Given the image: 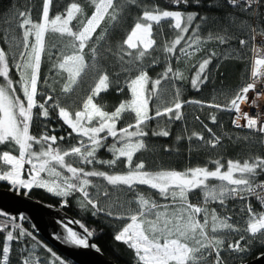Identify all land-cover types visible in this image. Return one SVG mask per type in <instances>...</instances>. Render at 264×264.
<instances>
[{"label": "snow or ice", "instance_id": "snow-or-ice-1", "mask_svg": "<svg viewBox=\"0 0 264 264\" xmlns=\"http://www.w3.org/2000/svg\"><path fill=\"white\" fill-rule=\"evenodd\" d=\"M53 0H43L42 14L38 22H33L28 12H18L21 20L17 26L23 30L22 37L17 40L15 36L9 39L5 33V42L10 48L19 49L11 53L12 67L18 73L19 78L13 80L10 76L9 54L0 47V145L10 144L12 151H3L0 155V181H8L14 187L31 189L33 187L46 188L57 196L68 197L74 193L82 194L80 206L93 209V215L98 212H106L116 218L128 222L114 235V239L125 243L134 252L135 264H209V257L215 253V259L211 264H224L220 253L225 250L226 235L220 233H238L242 231L233 223H229L230 216H221L215 208L209 210V203L218 202L222 207L229 199L244 200L248 196H254L264 207V182L257 183L259 175L264 174V158L255 157L251 160H228L226 166L221 160L211 161L214 169L207 166L190 167L184 170L165 169L148 170L143 159L134 162V157L142 151H149L147 138L149 136L148 124L153 119L162 116L182 119L181 109L185 102L180 100V89H175L171 106L162 97L167 88H162V81L183 80V73L177 68L173 69L167 64L159 78L152 79L148 75L144 61L150 58V64L158 63L155 57H151L149 50L154 49L156 41L153 38L154 25L159 28L163 22H169V27L176 33L175 38L166 41L159 50L171 54L179 52L185 57L194 55L201 50L205 38L201 37L202 27L208 24L210 17L200 16L198 12H185L181 10L161 9L158 5L141 4L140 0H88L93 6L91 14H87L80 3H70L64 13H57L50 17V9ZM174 5L186 7H202V0H172ZM228 5L238 8L239 11L257 18L256 25L247 21L241 22V30L251 33L254 54L252 81L242 86L227 105L211 104L217 109L226 108L235 110L246 120L244 127L256 129L259 123V132L264 133V119L253 118L247 112L241 113V103L248 101L247 94L254 91L258 99H264V91H258V86L264 88V48L255 47L259 38L264 44V27H261L258 19L259 9L264 7V0H227ZM132 6L141 9L126 38L117 45L116 51L112 50L109 43L111 32L116 29L125 18V13ZM209 8H219L222 5L218 0H211L206 5ZM213 23H219V19L211 17ZM230 23H235L236 17L229 13L226 17ZM107 24V27L104 25ZM59 36V40L51 45L57 49L55 62L52 68L56 69V75L64 77L61 87V95L70 99L76 88L91 74L93 85L88 94L80 101V107L72 111L69 107L62 106L61 99L48 92H41L38 85L41 82L42 55L52 59V53L48 51L46 34ZM187 34V35H186ZM233 37L228 35V29H223V34L209 30L206 39L216 40L225 44ZM241 46L248 43L247 40L239 41ZM195 46V47H194ZM87 49V51H86ZM135 50V53L133 52ZM109 56L115 57L120 66L119 72L108 73L104 61ZM212 53L208 58L198 64L195 75L191 79L194 88L208 81V65L211 63ZM128 57V59H125ZM242 58V57H241ZM180 59L179 56L176 57ZM136 72L135 76L132 73ZM66 74V76H65ZM125 75L123 86L120 85L119 76ZM112 77H116L113 79ZM45 86L49 85L48 79L43 80ZM151 85V87H149ZM116 86L118 93L127 87L130 98L122 100L114 110L106 111L104 104H98L97 98L102 92H107ZM54 93V87L51 88ZM40 96L43 102L37 97ZM150 102H155L157 107L154 115L150 114ZM76 100H72L75 105ZM191 103H201L191 101ZM253 100L250 106H255ZM38 109L39 111H34ZM50 110H58V116L73 134L79 137L76 144L68 148H62L59 141L64 136H49L47 132L34 136L31 128L35 120L41 117L50 118ZM131 114L133 122L126 123L124 127H118L125 115ZM240 117L238 116L237 119ZM197 119H199L197 117ZM211 120L215 123L216 116ZM236 127H241L237 120H233ZM207 127V126H205ZM209 133L212 130L207 129ZM167 129L152 131V136L168 137ZM205 145L213 148L221 143V137L212 133V138H205L193 133ZM109 138L111 144H107ZM182 137H177V140ZM191 139V137H189ZM36 146H39L38 148ZM106 150L112 155L111 160L99 159L97 153ZM165 151H168L165 148ZM71 158V160L69 159ZM125 162L124 171L112 173L96 169L86 170L77 164H101L110 168L116 166L121 160ZM28 178H23L25 165ZM6 169V170H5ZM65 171L67 175L65 174ZM43 174L47 175L45 179ZM93 177H102L108 185L112 186L109 192L104 185L94 183ZM219 183H211V181ZM147 186L156 190L165 203H160L150 195L137 191V186ZM95 189L89 192V188ZM196 191L201 193V202L194 204L189 197ZM132 192L131 199H120L118 194ZM101 196L108 201L101 206ZM67 203V201H65ZM135 205V207H133ZM248 212L247 227L243 231L250 233L252 240H246L241 236L235 243H229L227 250L234 252H247L250 245L256 241L264 246V238L256 240L257 235L264 237V211L256 213L250 204L246 205ZM4 221H0V230L6 231V241H13L24 236L31 235L27 230L15 223L14 218H9L5 213ZM72 223H79L72 221ZM9 225L13 229H19V235L14 236L12 231H7ZM66 230V242L75 245L89 247L86 237L64 223ZM83 227V225H81ZM87 232V236L93 233ZM241 241L245 246L241 247ZM35 247V245L33 246ZM53 258V264L57 260L56 254L48 249ZM10 245L5 242L0 251L2 259L0 264H10ZM264 258V254H261ZM22 264H39L34 253L29 252ZM59 264H64L62 260Z\"/></svg>", "mask_w": 264, "mask_h": 264}, {"label": "trees", "instance_id": "trees-1", "mask_svg": "<svg viewBox=\"0 0 264 264\" xmlns=\"http://www.w3.org/2000/svg\"><path fill=\"white\" fill-rule=\"evenodd\" d=\"M72 2L80 3L82 7H84L86 13L89 15L91 14L93 6L88 3V0H53L50 9V17H54L57 13H64L67 6ZM210 2L211 0H202V4L205 6L186 7L183 4L178 6L174 5L172 0H140L142 5H158L161 9L166 10L198 12L200 16L210 17L208 24L202 27L200 32L201 37L205 38V42L201 45V50L188 57H185L183 53L179 52V48L184 46L183 41L181 45L177 46V50L174 53L168 54L159 50L166 41L174 39L176 33L169 27V22L167 21L163 22L159 28L154 25L153 31L155 35L153 38L156 41V45L154 49L149 51L151 57H155L158 63L150 64V58L144 61L147 66L148 75L153 80L159 78L168 63L171 64L174 70L178 68L183 73L184 79L167 82L162 81L161 87L167 88L162 98L168 102V106H171L175 89L179 88L180 100L185 103L180 110L182 119H175L173 114L171 119L168 116H162L149 122L147 143L150 150L142 151L134 157V162H139L140 159H143L148 170H158L160 168L184 170L196 166H207L212 170L214 169V165L211 161L217 159L221 160L226 166V162L230 159L243 162L244 160H251L255 157L264 158V146L262 144L261 135L256 133L253 129L239 128L233 125L235 110H227L226 108L217 109L209 106L211 104L227 105L235 96L236 92L247 84L251 70L253 42L250 39L251 33L241 30V22L247 21L255 26L257 18L228 5L227 0H218L222 5L219 8L207 7L206 5ZM42 6L43 0H0V47L4 48L5 52L9 54L10 76L13 80L18 79L19 76L15 68L11 66V53L16 52L18 56L19 49L14 46L10 48L9 43L5 42V33H8L9 39L15 36L17 40H19L22 37L23 30L17 26L21 23L17 15L18 12H28L33 22H38L42 14ZM229 13L236 17L234 24L226 19ZM140 14L141 9L135 6H132L126 11L125 18L122 20L121 24L114 29L109 36V43L113 51H116L117 45L122 43L126 38L127 33L130 32L136 18L140 16ZM211 17L218 18L220 22L213 23ZM258 19L261 27H264V7L259 9ZM104 26L107 27V24ZM225 27L228 29V35L233 37L227 43L220 44L219 41L206 39L209 30L214 33L219 32L223 34V29ZM45 39L48 45V51L52 53V59L50 60L47 55H42L40 72L41 82L38 88L41 92H48L59 97L62 106L69 107L72 111H75L80 107V101L88 94L89 88L93 85L91 74H88L84 78V81L76 88L70 99H65L61 95L64 77L57 76L56 69L52 68V64L55 62L57 49L52 48L51 45L60 38L58 35L49 33L46 34ZM241 39L247 40L248 43L241 46L239 43ZM133 52L135 53V50H133ZM212 53H215V56L212 57L211 63L208 65V81L200 84L198 88H194L191 84V79L195 75L199 62L208 58ZM177 56L180 57L179 60L176 59ZM125 59H128V57H125ZM104 66L110 76L112 73L120 71V66L113 56H109L108 59L104 61ZM136 74V72H133L132 76ZM45 78L48 79L51 87L44 85L43 80ZM112 78L116 79V77ZM119 80L120 85L123 86L125 75L121 74ZM52 87L55 89L54 93L51 91ZM149 87H151V85H149ZM129 98L130 92L127 87H124L122 93H118L117 87L113 86L107 92H102L96 102L106 105L105 110L111 112L122 100ZM37 99L43 102L40 96H38ZM72 100H76L77 103L73 105ZM191 101H200L201 103H191ZM156 107L157 104L155 102H150V109L153 110L150 114L154 115V109ZM34 111L39 110L36 109ZM212 115L216 116L215 123L211 120ZM197 117L199 119H197ZM130 122H133L132 115H125L123 120L118 124V127H124L126 123ZM209 128L212 130V133L221 137V143L215 148L210 144L205 145L204 141L192 135L193 133H198L202 135L205 140H209L212 138V133H209L207 130ZM160 129H167L170 135L168 137L152 136V131H159ZM44 132H47L49 136L55 135L58 138L64 136L65 139L63 141L58 140V144L65 149L76 144L79 140V137L75 134L70 138L68 137V133L71 132V129L59 118L58 110H50V118L45 119L41 117L34 121L31 134L39 136ZM178 136L182 137V139L177 140ZM189 137H191V139H189ZM112 142V139L109 138L107 144H111ZM165 148H167L168 151H165ZM3 151H12V154H18L16 151L12 150V145L10 144L0 145V155H2ZM97 156L102 160H111L113 158L112 155L104 149L100 150ZM69 159L71 160V158ZM74 166H81L86 170L96 169L109 173L125 170V162L123 159L112 168L95 163L92 165L77 164ZM91 179L94 183L98 182L104 185L109 192H112V186L108 185L102 177H93ZM262 180H264V174L259 175L256 182ZM211 183H219V181L213 180ZM10 187L11 185L7 182H0V188L12 189ZM18 190L21 194H25L34 200L60 209L65 215L78 221L80 226L83 225V229H87L93 233L92 240L96 247L113 263L135 264L133 250L125 243L114 239V235L128 222L127 220L116 218L115 213L119 212L120 209H113V216H108L106 212H98L96 215H93L92 213L94 210L91 209L90 206L88 208H82L80 206L82 194L74 193L68 197H62L40 187H33L31 189L19 187ZM94 191L95 189L89 188L90 193ZM137 191L150 195L160 203L166 202L163 197L158 195L156 190H152L147 186L138 185ZM118 195L120 199L123 200L131 199L133 194L132 192H127L126 195ZM189 199L194 204L200 203V191H196ZM65 201H67V203H65ZM100 203L101 206H104L108 201L101 196ZM248 204L251 205L253 211L256 213L263 211L258 200L252 196H248L244 200L239 198L229 199L223 207L218 202H211L208 205L210 209L215 208L217 213L221 216H230L231 220L229 223H233L242 230L238 233H220V235H226L227 237L223 246L225 250L220 253L224 264H244L254 260L258 255L264 252V246H261V244L256 241L250 245V250L247 252L240 253L227 250L228 244L235 243L241 236H245L246 240H252L251 234L243 231V229L247 227L249 214L246 211V205ZM133 207H135V205H133ZM0 220L4 221L2 218H0ZM15 223L27 230L31 235L9 242L6 241L7 232L0 230V251H2L5 242L9 243L10 264H22L23 259L29 255V252L34 253L39 264H50V260H53V258L48 249H51V251L56 254V257L61 258L65 264H73L50 246L39 234L33 231L31 225L22 217H17ZM7 231H12L14 236L19 235V229H13L11 225H9ZM262 238L264 237L257 235L256 240L258 241ZM34 245L35 247H33ZM244 246L245 241H241V247ZM0 259H2V255H0ZM212 260H214L213 254L209 257V264H211Z\"/></svg>", "mask_w": 264, "mask_h": 264}, {"label": "water", "instance_id": "water-1", "mask_svg": "<svg viewBox=\"0 0 264 264\" xmlns=\"http://www.w3.org/2000/svg\"><path fill=\"white\" fill-rule=\"evenodd\" d=\"M0 212L14 220L19 216L22 217L31 225L33 231L73 264H115L96 247L92 235L87 236V232L79 223H72L76 220L65 215L58 208L43 204L25 194L0 188ZM0 218L5 219V216H0ZM64 223H67L82 237H86L90 246L84 247L66 242L64 237L67 233L63 226ZM261 254L244 264H264Z\"/></svg>", "mask_w": 264, "mask_h": 264}, {"label": "built area", "instance_id": "built-area-1", "mask_svg": "<svg viewBox=\"0 0 264 264\" xmlns=\"http://www.w3.org/2000/svg\"><path fill=\"white\" fill-rule=\"evenodd\" d=\"M255 47H258V48H264V44L260 43V40L259 38H257L256 42H255ZM252 48H253V45H252ZM254 54L252 52V58H251V70H250V76H249V80L247 83L251 82L252 81V77H251V71H252V68H253V62H254ZM258 91H264V88H260L258 86L257 88ZM248 96V101L247 102H242L241 103V113L243 112H247L248 115L250 117H253V118H261V119H264V99H258L256 97V93L254 91H249V93L247 94ZM253 100H256V104L255 106H250L251 102ZM240 117L239 119H237V117ZM234 120H237V122L241 125L240 128H245V129H249L247 127H244V125L246 124V120L242 117L241 114H238L235 112V117H234ZM260 127L259 123L257 125V128L256 129H253L256 133L260 134L261 137H262V144L264 146V133H261L259 132L257 129ZM259 182H264V180L262 181H258L257 183ZM254 197V196H252ZM255 198V197H254ZM260 204V203H259ZM261 205V204H260ZM263 211H264V207H262Z\"/></svg>", "mask_w": 264, "mask_h": 264}, {"label": "rangeland", "instance_id": "rangeland-1", "mask_svg": "<svg viewBox=\"0 0 264 264\" xmlns=\"http://www.w3.org/2000/svg\"><path fill=\"white\" fill-rule=\"evenodd\" d=\"M37 148L39 147V146H36ZM103 166H107L108 167V165H103ZM30 166L29 165H25V171H24V174H23V178H25V179H27L28 178V175H27V169L29 168ZM110 168V167H109ZM6 170V169H5ZM65 174L67 175V173H66V171H65ZM42 176L45 178V179H47L48 177H47V175L46 174H43L42 173ZM0 182H2V181H0ZM5 182H7L8 184H10V182H8V181H5ZM11 185V184H10ZM10 188H12V189H10V190H12V191H16V192H18L19 190H18V188L19 187H14V186H12L11 185V187ZM23 188V187H22ZM46 189V188H45ZM20 193V192H19ZM209 210H211L210 208H209ZM3 219V218H2ZM5 220V219H4ZM0 221H2V220H0ZM213 255H214V259H215V253H213ZM60 260H62L61 258H59V260H57L56 262H55V264H59V261ZM63 261V260H62ZM64 262V261H63ZM50 264H53V260L51 259L50 260ZM65 264V263H64Z\"/></svg>", "mask_w": 264, "mask_h": 264}, {"label": "bare ground", "instance_id": "bare-ground-1", "mask_svg": "<svg viewBox=\"0 0 264 264\" xmlns=\"http://www.w3.org/2000/svg\"><path fill=\"white\" fill-rule=\"evenodd\" d=\"M234 117H235V114H234ZM233 120H234V118H233ZM234 125V124H233ZM235 126V125H234ZM236 127V126H235ZM240 128V127H239Z\"/></svg>", "mask_w": 264, "mask_h": 264}]
</instances>
